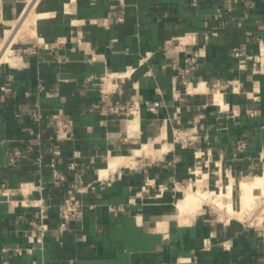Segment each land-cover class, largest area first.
<instances>
[{"label": "crops", "instance_id": "obj_1", "mask_svg": "<svg viewBox=\"0 0 264 264\" xmlns=\"http://www.w3.org/2000/svg\"><path fill=\"white\" fill-rule=\"evenodd\" d=\"M29 1L48 15L37 19L38 36L20 43L19 64L0 62V86L12 88L0 97V184L21 199L22 184L30 190L40 179L44 189L28 195L44 197L48 230L41 243H31L38 208H12L0 195V264H264L260 232L198 214L205 202L236 218L232 184L230 194L209 190L223 195L220 203L187 202L186 192L197 191L190 184L173 213L171 207L177 185L192 181L198 168L203 182L215 166L224 175L261 170L264 0H0V25L22 16ZM192 56L186 89L179 75ZM109 73L121 76L102 82ZM215 78L228 80L229 109L213 103ZM196 82L208 88L195 89ZM154 101L160 106L151 110ZM35 103L43 112L39 122L31 115ZM53 112L74 121L65 143L51 138ZM176 132L192 135L175 141ZM241 142L246 146L238 151ZM52 147L60 150L58 183L48 164ZM139 147L130 163L120 157L100 174L111 157L132 156ZM15 149L20 156L9 164ZM220 180L212 176L209 183L217 187ZM72 184L94 189L79 194L81 217L60 229L59 208Z\"/></svg>", "mask_w": 264, "mask_h": 264}, {"label": "built area", "instance_id": "obj_2", "mask_svg": "<svg viewBox=\"0 0 264 264\" xmlns=\"http://www.w3.org/2000/svg\"><path fill=\"white\" fill-rule=\"evenodd\" d=\"M196 1V0H195ZM123 15L121 14L119 17H117V20H122ZM103 25L108 26L109 21L102 22ZM178 46L174 48V46L171 45H165L163 47L164 50L166 51H173L174 49L177 50ZM234 54L236 56H240L242 54V51L240 49L234 50ZM186 62L187 66L182 70L180 73V79L184 85H186V89L192 86V82L188 79V74L195 68L196 64V59L195 57H186ZM114 76H121V74H116V73H109L108 75L105 76L104 80L102 82H106V79H111L114 78ZM11 77H9L8 80H10ZM201 84H204V82H196L194 84L195 89L198 88ZM228 80H225L223 78H215L211 80V84L209 86V90L212 93L213 97V103L217 105L220 109L222 108L220 105L216 103V94L218 93L224 100L225 97V92L227 91L228 88ZM40 88H43L42 85H39ZM12 92V88L7 85L3 84L0 86V97H5L9 95ZM102 92L105 94L106 90H102ZM225 101V100H224ZM138 106V105H137ZM135 105L134 109L129 110L131 114H135L138 110V107ZM158 106H160V101H154L150 106L149 109L155 110ZM109 110L112 111H117L119 107L117 105H110L108 106ZM225 109H229L228 105ZM32 118L35 122L41 121L43 118V112L41 110V107L39 103H35V108L32 111ZM52 120L55 123V132L54 135L51 138H54L55 140L59 141L60 143H65L72 139L73 137V127H74V121L72 119H64L61 117V115L58 112H53L52 113ZM32 133L34 131H31ZM192 134L188 133H181V132H176L174 134L175 141H186L187 139L190 138ZM36 140L40 139V134L36 133ZM246 143L241 142L237 146L238 151H242L243 148H245ZM51 156L48 159V164L51 168L52 171V176L53 180L55 183H58L63 180V177L59 175V172L57 170V159L56 157L60 154V150L58 147H52L50 149ZM20 156V150H10L8 152V163L9 164H14L16 161V158ZM43 157L44 153L43 151L39 150V154L37 156V164L42 165L43 163ZM74 166V163L71 164V167ZM195 172V171H194ZM27 183L22 184L20 187L21 192L23 194V198L17 199L15 197L16 191L11 190L7 185L4 183L0 184V195L5 197V200L10 203L12 208L17 207L18 205H22L25 207H35L38 208V212L40 215V220L36 222H32V230L33 233L29 234L28 237L31 241V243H41L43 240V237L45 235V232L48 230V223L44 221V213L46 212L48 208V204L45 202V199L43 196H38V197H30L28 193L33 190L37 189L39 191H42L44 189V185L39 179V183L35 186H33V189L27 190L24 188V185ZM90 189H94V185H77V184H72L66 191V195L64 197L63 202L60 205V229L64 228L66 226V223L71 220V219H76L81 217L83 214V201L79 197V194L85 193L89 191ZM255 230L260 232L262 238L264 239V227L259 226L255 227ZM17 251H20V248H16ZM28 252L32 251V246L28 247L27 249Z\"/></svg>", "mask_w": 264, "mask_h": 264}, {"label": "rangeland", "instance_id": "obj_3", "mask_svg": "<svg viewBox=\"0 0 264 264\" xmlns=\"http://www.w3.org/2000/svg\"><path fill=\"white\" fill-rule=\"evenodd\" d=\"M30 2L31 1H29V3ZM30 6H31V3L29 4V7ZM24 15H26V11L24 12V14H22V16H20L14 22H11V23L5 24V25L4 24L0 25V53L2 52V50H3V52L5 51L4 52L5 56L4 57L2 56V59L0 60L2 65H4L5 63H6L5 65H8V63L11 65L19 64L21 62L20 61L21 60V58H20L21 53L19 51L20 43L25 39H28V38L32 39L33 37L38 36V30L36 28L37 27L36 26L37 20L34 17L32 19L30 18L33 21H31L30 19H28V21H27V19L24 20V18H25ZM40 15H41V17L43 16L42 13ZM19 23H21L22 26L20 27V29H17L16 27L18 25H16V24H19ZM13 31H14V33H13ZM10 35H12V36L10 37ZM34 39H36V38H34ZM9 51L12 52L11 55H9ZM1 55H2V53H1ZM11 57H12V59H11ZM8 59H10V61H8ZM209 92H210V90H209ZM211 95H212V93H211ZM225 106H226V104H225ZM261 161H262L261 170L258 173H249L248 172V173L239 174L237 176L234 175L230 171H227L224 175L223 173H221L219 171V168L215 166V169H212L211 172L206 174V181L205 182L202 181L204 174H205L202 171L203 168H202V170H201V168H198L199 172H197V171L193 172L194 173V179L192 181H189L188 183L185 182V183H181V184L177 185L176 189L173 191L179 196H177L174 203L171 204L172 213L174 212V209H175L174 204H175L176 200L179 199L180 195L184 194L185 188L190 184H191V188L194 190H198L199 188L200 189L204 188V190H212L215 192L216 191L219 192L221 190L226 192L227 186L229 184H232V194H231L230 198L232 199V202L234 204V208L239 209L240 208V204H239V201H240L239 182L242 180V178L244 176L261 173L263 171V168H264V156H263V159ZM208 163L209 162L205 161V164H207V167H208ZM212 176L215 177V180L221 179L219 184L217 185V187H212L211 183H209V180L212 178ZM255 191L257 193L259 192L258 189H256ZM201 199L202 200L198 199L197 201H206V202L208 201V200L203 199V198H201ZM201 211L204 212V214L206 216H208L211 220H214V221L238 222V223H242V224H245L247 226H250L254 229H255V227H259V226L264 227V217H259V215L262 214V212L264 211V201L262 203L258 204L257 206H255L254 209L250 212L251 214L249 213L246 217H244V218L242 217V219H240L239 216H237V214H235V217L239 220H237L236 218L227 217L226 215H224L220 211V209L214 207L210 203H205V202L202 203V208L199 210L198 214ZM198 214H196V215H198Z\"/></svg>", "mask_w": 264, "mask_h": 264}, {"label": "bare ground", "instance_id": "obj_4", "mask_svg": "<svg viewBox=\"0 0 264 264\" xmlns=\"http://www.w3.org/2000/svg\"><path fill=\"white\" fill-rule=\"evenodd\" d=\"M41 13L37 12L35 10V6L32 4L30 7L27 8L26 10V15L24 20L27 19H32L33 17L37 20L38 17H41L40 15ZM43 16L42 17H45L47 16L48 14L47 13H42ZM51 14V13H50ZM52 15V14H51ZM50 15V16H51ZM30 19V20H31ZM34 19V20H35ZM33 21V20H31ZM36 23V22H35ZM26 24V23H25ZM18 25L16 28L17 29H20V27L22 26L21 23L19 24H16ZM37 28V27H36ZM8 29V28H7ZM33 32V31H32ZM14 33V31H13ZM8 34V33H7ZM16 34V33H15ZM12 35H10L11 37ZM15 36V35H14ZM13 38V37H12ZM11 42V41H10ZM9 42V43H10ZM12 46V45H11ZM6 47V46H5ZM8 48V47H7ZM13 51V50H12ZM5 52V51H4ZM3 52L2 50V55L0 53V60L2 59V56L4 57L5 56V53ZM12 52L9 51V55H11ZM7 56V55H6ZM9 57V56H8ZM12 59V57H11ZM5 61V60H4ZM8 61H10V59H8ZM3 62V61H2ZM12 63V62H11ZM14 63V62H13ZM201 90L203 89H207L208 87H206L204 84H201L199 86ZM217 101H218V105H220L222 108L223 107H226L225 104L226 102L223 100V98L218 95L217 96ZM133 142V141H132ZM135 142V141H134ZM140 146V145H139ZM144 147H146V145H144ZM141 147L139 148H135L133 150V153H132V156L129 155V156H125V155H119V156H113L110 158L109 160V163H108V166L104 169H102L101 171V175H105L107 174L106 172L109 171L110 169V165H112V167H114L113 165L115 164V162L118 160V158L121 157L123 163H130L134 157L136 155H140L141 153H139L141 151ZM149 152V151H148ZM147 153V151H146ZM133 154H135V156H133ZM110 156V155H109ZM118 162V161H117ZM114 169V168H113ZM205 177V176H204ZM258 189L259 192L257 193L255 190ZM229 194L231 193V188L228 189L227 191ZM201 198L203 199H206V200H209L211 202H217V203H220L223 199V195L221 194H215L214 192H211L209 190H204L203 189H198L197 191H194V192H190V191H187L186 194H185V200L188 202H191V203H195L197 202V200H202ZM264 201V172L262 174H255V175H252V176H248V177H245L242 184H241V187H240V201H239V204H240V208L239 209H236V212H237V216H239L240 219H242V217H246L253 209L255 206H257L258 204L262 203ZM223 202V201H222ZM224 204V203H223ZM222 206V205H221ZM188 208V207H187ZM249 210V211H248ZM251 214V213H250ZM259 217H264V211L262 212V214L259 215ZM231 218V217H230ZM263 219V218H262ZM185 220V219H184ZM165 223V222H164ZM164 227V226H163ZM162 227V228H163Z\"/></svg>", "mask_w": 264, "mask_h": 264}]
</instances>
